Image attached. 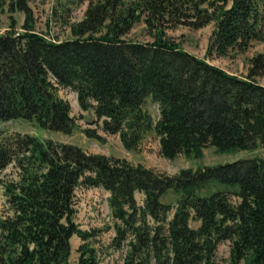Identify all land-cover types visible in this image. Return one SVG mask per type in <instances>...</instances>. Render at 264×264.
Returning <instances> with one entry per match:
<instances>
[{
	"label": "trees",
	"instance_id": "16d2710c",
	"mask_svg": "<svg viewBox=\"0 0 264 264\" xmlns=\"http://www.w3.org/2000/svg\"><path fill=\"white\" fill-rule=\"evenodd\" d=\"M86 0H66L82 3ZM64 3V5H65ZM26 20L0 33V118H24L70 133L77 126L60 87L76 90L101 127L137 149L149 133L168 158L264 147V53L247 74L208 56L246 50L264 39V0H88L74 37L54 40L35 28L29 0H0ZM144 19L153 39L123 35ZM215 21L205 57L169 36L167 26ZM158 106L153 117L146 103ZM89 136L102 139L95 128ZM13 165L16 177L3 171ZM0 264H101L89 241L97 229L76 221L77 188L108 191L113 243L128 240L125 264H211L222 241L230 263L264 264V152L170 173L126 157L90 152L74 142L0 128ZM143 194L142 203L137 193ZM169 196H171L169 198ZM200 221L197 227L191 220ZM90 242V243H89Z\"/></svg>",
	"mask_w": 264,
	"mask_h": 264
},
{
	"label": "rangeland",
	"instance_id": "374dc122",
	"mask_svg": "<svg viewBox=\"0 0 264 264\" xmlns=\"http://www.w3.org/2000/svg\"><path fill=\"white\" fill-rule=\"evenodd\" d=\"M66 0H29L33 14L30 20L34 22L35 28L51 39H66L74 37L72 24L80 21L85 16V9L88 0L82 3H65ZM65 3V5H64ZM26 20V13L23 10H11L7 5L0 10V33L8 29L11 22H16L19 30ZM215 27V21H211L204 26L194 27L188 24H178L167 26L166 32L169 36L180 41L181 45L197 54L205 57L210 41V36ZM152 31L144 21L137 20L131 30L123 36L135 40L153 39ZM264 53V39L255 40L243 51L233 50L227 55H209L207 58L211 62L224 67L225 69L240 74L249 72L252 57ZM257 79L264 83V72L257 76ZM62 96L69 99L72 104V113L75 116L77 126L70 133L61 130L44 128L34 123L32 120L24 118L1 119L0 128L11 132H29L42 138H54L60 141L74 142L90 152H100L109 155L126 157L135 163H143L146 166L154 167L157 170L170 173L179 172L181 168L198 167L205 164H218L250 156L255 152H264V147L251 151L250 149L218 150L215 145H208L203 149L200 156H187L180 153L175 158H168L160 151V141L155 133H149L137 149H127L120 139L118 133H109L102 129L101 121L94 122L95 112L92 108L83 109L78 101L76 90L68 87H60ZM147 109L153 117L158 115V106L152 100L146 103ZM95 128L104 137L102 139L89 136L85 128ZM5 179L16 177V168L11 164L3 172ZM110 191L101 186H79L77 188V211L76 221L84 229H97V233L89 240L97 247L101 264H125L126 254L129 250L128 240L122 247L113 243L116 235V219L112 215L109 205ZM171 196H169L170 198ZM138 200L142 203L143 194L137 193ZM5 195L3 187H0V210L5 209ZM191 224L197 227L199 220L192 219ZM83 239L74 234L71 238L72 253L70 260L72 264L78 263V247L83 243ZM89 242V243H90ZM229 241H222L212 258L211 264H231L230 263ZM150 264H159L152 260ZM200 264H206L201 262ZM239 264H244L240 262Z\"/></svg>",
	"mask_w": 264,
	"mask_h": 264
},
{
	"label": "crops",
	"instance_id": "0c3cea01",
	"mask_svg": "<svg viewBox=\"0 0 264 264\" xmlns=\"http://www.w3.org/2000/svg\"><path fill=\"white\" fill-rule=\"evenodd\" d=\"M253 154V153H252Z\"/></svg>",
	"mask_w": 264,
	"mask_h": 264
}]
</instances>
